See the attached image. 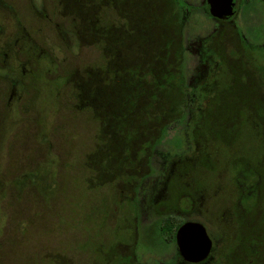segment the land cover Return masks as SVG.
Listing matches in <instances>:
<instances>
[{
    "label": "rangeland",
    "instance_id": "1",
    "mask_svg": "<svg viewBox=\"0 0 264 264\" xmlns=\"http://www.w3.org/2000/svg\"><path fill=\"white\" fill-rule=\"evenodd\" d=\"M176 1L0 0V264H183L166 220L204 224L205 264H252L264 113L246 101L264 97V0H237L229 22ZM181 53L182 117L138 148L113 131L125 80L176 72ZM234 180L258 189L243 227Z\"/></svg>",
    "mask_w": 264,
    "mask_h": 264
},
{
    "label": "trees",
    "instance_id": "2",
    "mask_svg": "<svg viewBox=\"0 0 264 264\" xmlns=\"http://www.w3.org/2000/svg\"><path fill=\"white\" fill-rule=\"evenodd\" d=\"M179 24L180 20L171 23L172 26L177 25L180 32L181 25ZM160 46H153V49L151 47L150 54L153 55L157 48H167L168 43L161 42ZM180 58L176 72H172L170 66L163 61V68L157 78L148 80L149 72L148 74H139L134 70L125 80L124 92L116 103L119 113L115 117V121L121 123L122 126H117L113 131L124 137L123 139L130 141L129 143L137 142L138 148H154L164 130L179 119L182 114L181 101L179 100L184 82L182 53ZM174 96L178 99L173 101ZM127 177L136 178V175L135 173L127 174ZM132 205L135 209L137 208V203L132 202ZM136 217L131 214L127 219L132 222ZM161 226L167 228L169 225L163 223ZM162 229L164 231V228ZM131 237L126 243L131 241Z\"/></svg>",
    "mask_w": 264,
    "mask_h": 264
},
{
    "label": "flooded vegetation",
    "instance_id": "3",
    "mask_svg": "<svg viewBox=\"0 0 264 264\" xmlns=\"http://www.w3.org/2000/svg\"><path fill=\"white\" fill-rule=\"evenodd\" d=\"M205 7L207 8V12H208V14H209V11H208V9H209V6H208V4H207V2H205ZM237 12H238V7H237V0H235V12H234V15L232 16V17H229L228 19H223V20H219V19H216V20H218V21H223V22H229V21H232V20H234V18H235V16H236V14H237ZM210 15V14H209ZM211 16V15H210ZM214 18V17H213ZM235 29H236V27H235ZM236 36L238 35L239 37H238V41L239 42H241V43H245V39H244V36H243V32L242 31H238L237 29H236ZM243 45V44H242ZM244 46V45H243ZM246 46V45H245ZM244 46V47H245ZM243 65H245L244 63H243ZM246 66V65H245ZM249 69V68H248ZM244 72H246L247 73V70H244ZM253 72H254V70H253ZM252 72V73H253ZM247 82H249V83H247ZM246 84H250V81H246L245 82ZM257 86H259V85H257ZM259 94V93H258ZM262 95V94H261ZM255 96H257V95H255ZM255 96H252L251 95V98L253 97V99L255 100ZM258 97H260V96H258ZM178 99V98H177ZM259 100H256V101H254L253 100V102H251V100L250 101H246V103L247 104H249V106L247 105V107H246V109H250V110H252V107H254L255 105H257V103L259 104V106H260V109L261 110H259L260 111V113L262 114V113H264V97H260V98H258ZM180 101H182L181 100V98L179 99ZM251 106V107H250ZM206 111V110H205ZM254 112V111H253ZM205 113V112H204ZM184 114V113H183ZM201 115H203V114H201ZM264 115V114H263ZM181 117L182 116H180L179 117V119H177V120H180L181 119ZM232 118H234L235 117V119H236V122L238 123H240V125L242 124V119H240V115H238V114H235L234 116H231ZM231 117H229L228 118V122L226 121L225 123H226V125L227 126H230L231 124H232V122H230L229 120H230V118ZM251 118H252V116L251 117H249V120H251ZM238 119H240V120H238ZM176 120V121H177ZM175 121V122H176ZM246 123H249V121L247 122L246 121ZM263 124H264V120H262L261 122H257L256 121V127L258 128V125L262 128L263 127ZM246 127H248L249 128V126L246 124V126H243V130L246 128ZM257 128H256V130H257ZM250 129V133H252L251 131H255V130H251V128H249ZM249 133V131H248V134H250ZM261 136H262V139H263V137H264V133L262 132L261 133ZM200 138V137H199ZM201 139V138H200ZM237 146V145H236ZM235 146V147H236ZM153 149L154 148H147V150L148 151H153ZM252 169V168H251ZM247 169H242L241 171H240V175L242 174V173H244L245 171H246ZM253 170V169H252ZM251 170V171H252ZM252 173V172H251ZM234 183H235V185L237 186L236 187V189L235 190H237L238 192H237V197H236V209H233L234 211L233 212H231V213H233V215L234 216H236V218H237V222L239 223V224H241L242 225V227H243V225H244V223H245V219L242 217V216H244L247 212H248V210L246 209L247 207L245 206V205H243V203H242V201H243V199H246V201H248L247 199H249V201L247 202V203H249V204H252V205H254L255 204V202H257V198H258V193H257V191H258V189H257V184L256 183H254V182H252V183H250V182H246V184L248 185V188L247 189H251V191L250 192H244L243 193V188H244V186H241V185H238V184H236V180H234L233 181ZM256 192H255V191ZM234 191V190H233ZM255 192V193H254ZM250 193H253V195L250 197V198H248V196L250 195ZM257 197V198H256ZM189 200V199H188ZM133 202H134V200H133ZM256 207V209L258 210V206H255ZM228 210H229V208H228ZM227 210V211H228ZM225 213V211H223L222 212V214H224ZM254 216L255 217H259V219H260V222H259V224H264V216H262L261 215V213H256V214H254ZM137 218V217H136ZM133 219H135V218H133ZM242 220H244V223L242 222ZM257 220H258V218L257 219H255V222L257 223ZM135 221L137 222V220L135 219ZM134 221V222H135ZM167 221L168 220H166L165 221V223H167ZM189 221H193V220H189ZM127 222H128V220H127ZM131 222V221H130ZM129 222V223H130ZM168 222H173V221H168ZM185 222H188L187 220H181V221H179V222H175V223H173V224H168L169 226H167V228H165V226H160L161 227V230L163 231V229L162 228H164V232L165 231H169L171 234H172V238H173V240H174V242H175V246H176V250H177V256H178V259L183 263V264H205V262H207L208 260H210L213 256V254H214V252H215V242H214V239L213 238H211L210 236V239H211V241H212V245H211V249H210V251H209V253H208V255L204 258V259H202V260H200V261H188V260H185L184 259V257L182 256V254L180 253V250H179V248H178V246H177V242H176V232H177V229L183 224V223H185ZM195 222H198V221H195ZM132 223V222H131ZM199 223H201V222H199ZM202 224V223H201ZM166 225V224H165ZM203 226H204V224H203ZM205 227V226H204ZM264 227V226H263ZM130 228H131V230H132V236H135V237H137V235H136V232L138 231V226H133L132 227V225L130 226ZM206 229V228H205ZM207 231V230H206ZM243 231H244V228H243ZM255 232H262V231H255ZM207 234H208V232H207ZM264 234V233H263ZM209 235V234H208ZM261 240V243L259 242V243H257V241H255V242H252V244L250 243V246H252L253 244H255L256 246H252V248H254V249H252L253 250V253L255 254V256H253L250 260H249V262L248 263H252V264H264V237L263 238H261L260 239ZM134 242V241H133ZM262 243H263V245H262ZM127 244H129L130 245V243H127ZM258 244H259V246L260 247H263V248H260L259 246H258ZM259 249H262V252H259ZM129 256V255H128ZM132 256H129V260H130V258H131ZM177 259V260H178ZM178 260V261H179ZM174 264H177V262H175L174 261Z\"/></svg>",
    "mask_w": 264,
    "mask_h": 264
},
{
    "label": "water",
    "instance_id": "4",
    "mask_svg": "<svg viewBox=\"0 0 264 264\" xmlns=\"http://www.w3.org/2000/svg\"><path fill=\"white\" fill-rule=\"evenodd\" d=\"M209 14L219 20L232 17L235 12V0H206ZM176 242L185 260L200 261L204 259L212 245L203 224L195 221L183 223L176 232Z\"/></svg>",
    "mask_w": 264,
    "mask_h": 264
}]
</instances>
